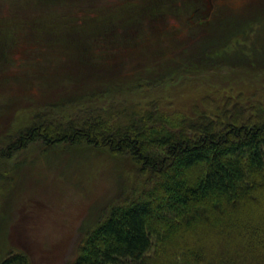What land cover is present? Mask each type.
Returning a JSON list of instances; mask_svg holds the SVG:
<instances>
[{"label": "trees", "instance_id": "obj_1", "mask_svg": "<svg viewBox=\"0 0 264 264\" xmlns=\"http://www.w3.org/2000/svg\"><path fill=\"white\" fill-rule=\"evenodd\" d=\"M243 2L233 6L230 22L212 19L217 9L208 22L206 0L0 3V89L6 92L3 84H16L8 91L24 103L37 97H21L28 86L42 91L36 100L61 99L34 103L32 110L38 112L30 125L15 138L8 134L0 166L2 159L35 144L50 148L85 142L130 157L138 167L131 190L123 188L119 200L83 228L68 264H264L263 94L250 99L238 92L234 103L226 99L222 106L203 98L205 108L196 107L193 114L160 111L155 101L122 108L112 103L108 109L89 103L86 108L90 90L118 75L107 63L109 56L132 67L143 43L177 40L186 30L197 38L172 44L181 49L157 60L162 68L157 80L191 59L208 64L207 51L214 46L222 61L264 67V0ZM20 10L27 14H17ZM231 34H236L232 40ZM186 54L192 58L185 59ZM114 85L107 83L106 90ZM245 87V93L253 90ZM61 88L87 96L84 106L71 97L64 100L70 95L61 94ZM4 244L0 264H33L26 251Z\"/></svg>", "mask_w": 264, "mask_h": 264}, {"label": "rangeland", "instance_id": "obj_2", "mask_svg": "<svg viewBox=\"0 0 264 264\" xmlns=\"http://www.w3.org/2000/svg\"><path fill=\"white\" fill-rule=\"evenodd\" d=\"M4 1L0 0V3ZM6 1L10 3V0ZM212 1L211 4L206 0L207 12L213 9V13L217 9V15L212 17L216 22L226 17L229 22L233 20V6L240 8L244 3L243 0ZM24 10L17 14L25 16L27 12ZM210 19L211 15L206 20L209 22ZM192 33V29L186 30L184 35L176 36L177 40L154 39L153 43L156 44L151 43L149 47L143 43L145 47L136 51L137 59L131 61L132 67L121 65L122 60H116L117 55L109 56L107 63L115 66L118 75H112L109 81L102 79L101 84L90 90L89 102L87 96L78 98L76 93L62 91L63 88L60 92L64 96L70 95L64 100L71 97L78 101L79 106L87 100L86 108L89 103L108 109L112 103L122 108L128 105L150 106L155 101L157 103L153 105L160 111H181L186 114H193L196 107L204 109L207 101L203 102V98H214L222 106L226 99L232 102L233 99L237 100L238 92L250 99L257 93L264 95V67L252 66L250 62L246 66L230 58L222 61L225 57L220 55L218 46L212 48L219 56H215L212 50L207 51L208 64L193 63L191 59L192 62L181 65L178 70L164 73L165 76L158 81L156 77L162 68L157 65V60L160 61L167 51L171 54L179 52L181 48L176 50L172 44L182 41L186 45L187 39L195 40L197 35ZM232 35L228 37L231 40ZM215 40L212 37L211 41ZM121 55H124L123 51ZM190 58L191 54L185 55V59ZM97 73L103 74L100 70ZM111 82L115 85L106 90L108 86L105 85ZM88 85L89 90L92 86L90 83ZM3 86L7 90L4 92V89H0V149L7 144L8 134L15 138L18 130L30 125L32 117L38 112L32 110L34 103L42 100L43 103L53 104L52 100L59 99V96L55 99L50 95L58 92L59 87L53 93L49 92L47 99L36 100L42 98V91L28 86L24 89L25 93L22 89L21 97L25 94L37 97H33L34 101L24 100V103L15 100L8 91L9 86L15 90L18 87L16 84L5 83ZM245 86H251L253 90L245 93ZM69 110L73 113L74 109ZM20 151L1 161L0 248L6 243L8 248L22 249L31 256L33 264H68L76 255L83 228L93 223L104 206L119 200L123 188L131 190L136 183L138 167L130 157L115 156L106 149L88 146L85 142L50 148L35 144Z\"/></svg>", "mask_w": 264, "mask_h": 264}, {"label": "flooded vegetation", "instance_id": "obj_3", "mask_svg": "<svg viewBox=\"0 0 264 264\" xmlns=\"http://www.w3.org/2000/svg\"><path fill=\"white\" fill-rule=\"evenodd\" d=\"M208 1L210 2V0H208ZM210 3H211V2H210ZM212 10H213V9H212ZM212 10H211V11H212ZM211 11H210V12H207V16H208L207 18H209L210 15H212Z\"/></svg>", "mask_w": 264, "mask_h": 264}, {"label": "water", "instance_id": "obj_4", "mask_svg": "<svg viewBox=\"0 0 264 264\" xmlns=\"http://www.w3.org/2000/svg\"><path fill=\"white\" fill-rule=\"evenodd\" d=\"M210 2H211V4L213 3V1H212V0H210Z\"/></svg>", "mask_w": 264, "mask_h": 264}]
</instances>
